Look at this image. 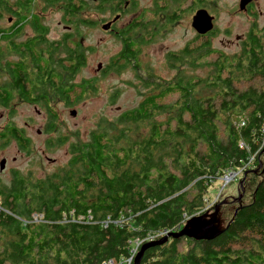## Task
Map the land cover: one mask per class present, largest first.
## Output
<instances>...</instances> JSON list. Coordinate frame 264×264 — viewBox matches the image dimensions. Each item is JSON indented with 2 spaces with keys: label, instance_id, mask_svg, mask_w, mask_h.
<instances>
[{
  "label": "trees",
  "instance_id": "1",
  "mask_svg": "<svg viewBox=\"0 0 264 264\" xmlns=\"http://www.w3.org/2000/svg\"><path fill=\"white\" fill-rule=\"evenodd\" d=\"M250 31L241 57L208 63L210 44L186 49L179 57L168 54L167 66L177 70L175 77L154 84L115 125L72 146L66 170L18 188L17 196L0 198L12 211H0V264H117L131 256L133 240L180 228L183 214L201 209L217 178L252 156L250 167H257L264 149V33ZM131 55L123 57L131 61ZM180 67L206 69L208 75L200 79ZM252 79L262 82L261 90L237 89ZM203 85L206 94L200 95ZM81 87L83 93L95 89L93 84ZM171 95L176 98L165 103ZM140 125L147 128L144 133L134 132ZM15 134L8 124L0 141L16 139ZM250 198L249 204H238L215 239H169L147 249L141 264H264V179L256 182ZM87 212L94 223L63 220ZM32 214L40 215V221L25 226ZM120 216L129 218L125 225L101 223Z\"/></svg>",
  "mask_w": 264,
  "mask_h": 264
},
{
  "label": "rangeland",
  "instance_id": "2",
  "mask_svg": "<svg viewBox=\"0 0 264 264\" xmlns=\"http://www.w3.org/2000/svg\"><path fill=\"white\" fill-rule=\"evenodd\" d=\"M150 1L151 0H141V6H137L134 15H139L141 7ZM207 1V10L214 17V19H211L213 25L210 30L215 29V34H212L213 37L210 39L209 43L212 54L206 58L207 62L211 64L215 62L218 56V54H215L217 50L224 51V53L229 56L237 53L241 56L239 42L243 37L245 39L246 35L251 32L250 30L256 31L257 33H264V0H251L250 4L252 5V9L247 15L245 9L241 10L239 8L240 0ZM41 2L37 1V11L40 10L38 6L41 7L43 5ZM179 7L183 10L181 11L183 14L179 16L180 19L178 22L167 23L166 19L163 26L162 21L153 22L152 29L153 31H157V34L152 36V40L146 41V45L141 49V54H138L142 67H144L143 69L151 68L162 78H173L176 73L167 66V52L169 50L180 51L183 47L188 46L187 42L191 40L194 35H199L194 28L189 26L190 18L188 13L191 12L189 11L187 13V6L179 5ZM98 11L100 10L93 11L92 15H83V18L97 20L99 22V28L98 30L86 29L84 27L81 29L84 36L81 47L84 48L83 58L86 66L74 77L73 81L75 83H78L82 79L90 78L94 74H99L100 71L104 69V64L110 61V56L115 54L118 47V43H115L116 41L114 40L115 36H113L111 32L103 31L100 25L101 18L106 19L109 15V10H107V12L103 11L104 14ZM118 15L121 14L115 11L112 15V19L114 18L115 20ZM131 16H133V14H127L126 17L119 20L117 26L123 27L126 21L131 19ZM45 18L47 19L46 22L50 24L51 37L62 33L63 23L57 24L61 18L59 10L51 8L49 11H46ZM87 30H92L93 32L87 35ZM88 46H95L97 48L94 51H87ZM16 59L17 57L14 55L10 58L5 57L2 59V65L4 66L6 62ZM32 70H34V68H32ZM186 73L198 76L200 79H205L208 75V70H191L188 68ZM112 76L113 73L106 74L105 79L98 80L95 89L82 97L78 103L68 106L67 108L58 104L56 98H52L47 104L40 103L38 105L36 102L35 104L27 105L23 104L22 101H14L10 105L13 115H9L8 111L0 108V129H4L7 124L14 125L20 131L25 130V136L29 137L31 141L30 149L26 152L19 150L17 147L18 143L12 141L8 145L0 148V156H5L10 160L9 167L18 169L24 175L31 174L33 178L36 179L43 178V176L47 177V175L52 176L53 173L57 174V172H61L63 169L66 170L69 158L71 157L70 151L72 146L78 143L88 142L91 135L101 128L104 129L105 125H115L119 117L122 116L121 114L127 110L137 108L145 94L149 93L152 86H154L150 85V87H146V85H140L137 90L134 85L136 82L129 70L123 71L117 78L113 79ZM7 80V74L3 72L0 73V84ZM130 81L131 83H129ZM68 85L70 86V82ZM248 87L260 88L259 90H261L263 84L258 79H252L248 82L243 81L238 83L237 89L244 90ZM205 90L206 88L203 85L202 89H199V94L205 95ZM175 98V95H171L164 102H173ZM50 114H54L55 118ZM156 119L158 121L164 120L162 117H156ZM50 121H52L55 129L48 133L47 124H49ZM239 125L243 126L242 119L239 120ZM146 129L144 125H140L137 129H134V132L139 130V133H144ZM37 131H39V133ZM71 131H74V135L71 134ZM129 132L131 133V129ZM108 134L112 135L113 132H109ZM61 139L64 140V142L60 143L58 141ZM46 141H49V145L47 146L45 145ZM263 145L264 128L262 129L260 148ZM243 147V144L240 142L239 148ZM252 160L253 156L248 160L251 161V166H253ZM255 169L257 171L253 173ZM223 176L217 178L214 187H209L207 189L203 197V205L200 209L201 212L197 210L190 216L183 214L179 223L180 228L175 231L165 229L155 230L154 232L147 233L142 239L133 240V246L130 249L131 255H133L132 261H134L140 247L144 244L166 237L171 233L180 232L185 228L188 221L195 217L205 216V219H208L207 216L211 215L215 207L221 202L225 203L218 208L215 226L218 230L224 229L231 219L234 210L238 207V204H249L251 202L250 195L254 189V185L256 182L264 179V149L259 155L258 166L255 168H245L234 180L235 182L233 181L225 184ZM240 191H243V193L240 202H238L236 198L240 194ZM1 202L2 200L0 199V211L7 215H12V211L7 208L5 209ZM28 202L34 203L32 201ZM28 202H25V205ZM88 215L89 212L83 217L71 219L64 216L63 220L66 219L67 221L80 225H89L94 223V220L92 216ZM30 218V220H24L23 223L25 226L39 222L41 216L32 214ZM128 219L129 218L120 216L112 220L110 217H107L101 223L105 225L113 222L122 226L126 224ZM31 226L33 225L28 227ZM181 249L182 248L179 247V250ZM110 264L116 263L112 262ZM117 264H128V262L127 259H124Z\"/></svg>",
  "mask_w": 264,
  "mask_h": 264
},
{
  "label": "flooded vegetation",
  "instance_id": "3",
  "mask_svg": "<svg viewBox=\"0 0 264 264\" xmlns=\"http://www.w3.org/2000/svg\"><path fill=\"white\" fill-rule=\"evenodd\" d=\"M37 1L43 3L41 7L38 6L40 9L38 11ZM41 1L0 0V73L3 72L8 76V80L0 84V108L8 111L9 115H13L10 105L14 101H22L23 104L27 105L36 102L38 105L40 103L47 104L52 98H56L58 104L67 108L78 103L82 97L90 92V90L87 93L82 92L81 85L83 83L96 85L98 80L105 79V75L108 73H113L112 78L114 79L119 77L123 71L129 70L136 82L134 85L137 90L140 85H154L160 81L172 79L160 77L151 68L143 69L144 67H142L139 60L138 54H141V49L146 45V41L152 40L153 33L157 34V31L152 29L153 22L162 21V26L166 19L167 23L178 22L179 16L183 14L181 13L183 10L179 5L187 6V13L191 12L188 13L191 28H193V17L199 10L206 11L214 19L213 15L207 10V0H151L141 7V12L137 16L134 13L137 6H141V0ZM51 8L57 9L61 13L60 21L57 24L63 23L62 33L54 37L50 36V24L46 22L47 19L45 18L46 11ZM251 9V4L245 7L246 15L251 12ZM95 10H100L98 12L101 14L109 10L108 17L106 19L101 18L100 25L103 31L111 32L115 36L114 40L115 43H118V47L115 54L110 56V61L104 64L105 67L99 74H94L90 78L75 83L73 81L74 77L86 66L83 58L84 48L81 47V42L84 39L81 29L84 27L98 30L99 28L97 20L83 18V15H92ZM115 11L121 15H118L114 20L112 15ZM127 14H133V16L126 21L123 27H118L119 20L126 17ZM87 31V35L93 32L92 30ZM212 34H215V29L210 30L205 35H194L187 42L188 46L183 47L180 51L169 50L167 55L179 57L181 52L186 49L193 47H202L203 49L209 45L210 39L213 37ZM243 41L244 37L239 42L240 47ZM96 48L95 46H88L87 51H94ZM126 52L132 54L131 61L124 59L123 56ZM215 54H218L217 58L222 57V59L228 56L221 50H217ZM13 55L17 59L10 60L3 66L2 59L5 57L10 58ZM233 56L241 57L239 53ZM205 61L207 62V60ZM70 69H73V71L67 72ZM180 69L186 71L188 67H180ZM69 82L70 86L68 85ZM62 93L64 97H61ZM6 98L8 99L7 103L5 102ZM128 111L130 110L125 112ZM50 115L55 118L54 114ZM11 127L16 129V139L11 138L0 141V148L14 141L18 143L19 150L28 151L31 141L29 137L25 136V130L20 131L14 125H11ZM54 129L55 126L50 121L47 124V132L50 133ZM2 130L0 129V131ZM37 132L39 133V131ZM71 134L74 135V131H71ZM58 141L60 143L64 142L62 139ZM45 143L46 146L49 145V141ZM0 163H3L0 168V198L7 195L17 196L19 194L18 188H30L33 182L51 178V175L38 179L33 178L31 174L24 175L18 169L9 167L10 160L5 156H0ZM19 183L22 185H19Z\"/></svg>",
  "mask_w": 264,
  "mask_h": 264
},
{
  "label": "water",
  "instance_id": "4",
  "mask_svg": "<svg viewBox=\"0 0 264 264\" xmlns=\"http://www.w3.org/2000/svg\"><path fill=\"white\" fill-rule=\"evenodd\" d=\"M251 0H240L239 8L241 10L245 9L247 5H249ZM212 17L208 15V13L204 10H199L196 12L195 16L193 17L192 27L199 33V35H205L207 32L210 31L212 28ZM3 163H0V168L2 167ZM255 169L253 171L256 172ZM243 191H240V194L236 198L238 202H240L242 198ZM225 202H221L217 205L214 209V212L211 215H208V219H205V216H199L191 219L185 225V228L178 233H171L166 237L158 239L156 241L148 242L140 247L137 255L134 258L133 264H141V260L143 257L144 252L152 247L161 246L165 244L169 239H178L182 237H187L190 239H201L210 241L215 239L219 236L222 230H218L215 226L216 224V216L218 212V208L220 205L224 204Z\"/></svg>",
  "mask_w": 264,
  "mask_h": 264
},
{
  "label": "built area",
  "instance_id": "5",
  "mask_svg": "<svg viewBox=\"0 0 264 264\" xmlns=\"http://www.w3.org/2000/svg\"><path fill=\"white\" fill-rule=\"evenodd\" d=\"M250 165H251V161H248L244 166H242V167L236 169V171L227 172V173L223 176V177H224V183H225V184H228V183L233 182V181L237 178V176H238L239 174H241V173L244 171L245 168L250 167ZM234 182H235V181H234ZM142 243H143V242H142ZM142 243H141V244H142ZM138 248H139V247H138ZM138 248H137V249H138ZM132 258H133V255H131V256L127 259L128 264H131V262H132ZM112 262H114V261H113V260L110 261L109 264L112 263Z\"/></svg>",
  "mask_w": 264,
  "mask_h": 264
}]
</instances>
